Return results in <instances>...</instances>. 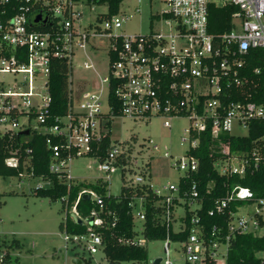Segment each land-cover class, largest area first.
<instances>
[{
  "label": "built area",
  "instance_id": "1",
  "mask_svg": "<svg viewBox=\"0 0 264 264\" xmlns=\"http://www.w3.org/2000/svg\"><path fill=\"white\" fill-rule=\"evenodd\" d=\"M160 1L167 8L158 16L169 31L126 35L119 32L125 17L119 13L104 17L109 12L107 4H103L107 5L106 12L83 26L82 13L77 8L93 4L87 0H0V125L3 127L0 130H37L44 135L51 154L48 170L58 174L69 187L77 180L71 174V162L82 156L99 162V169L106 177L98 179L107 182L108 195H111L108 190L112 172L134 174L123 185L139 186L142 190V194L134 195L129 202L138 225V222L143 225L146 219V191L157 198L155 203L162 208L161 221L168 228L173 223L176 231L187 229L181 218L185 217L188 205L193 212L191 225L187 238L179 241L184 249L183 264H229L233 237L238 234L264 237V194L258 195L241 182L230 188L223 182L219 189L225 192L215 198L208 211L209 216L218 217L217 224L206 231L199 209L204 196L217 185L215 181L209 182L203 195L200 181L191 179L200 167L199 158L191 150L198 147L204 132L213 138L224 134L243 138L254 127L263 133L252 141L248 151L246 146L234 151L226 145L213 167L221 176L239 178L264 169V64L254 69L249 66L250 51L264 49V0ZM211 3L233 4L238 8L233 13L234 26L230 31L220 34L209 31ZM38 16L41 19L36 21ZM77 20H80L78 25ZM101 39H105L100 48L108 55V73L100 77V87L89 84L80 91L73 83L76 50ZM65 60L71 71L70 105L66 114L56 115L50 77L55 63ZM84 66L93 68V63L85 61ZM251 74L259 80L254 81ZM5 75L12 78L8 80ZM41 82L45 94L37 91ZM117 117L137 121L159 117L168 128H172L173 119L190 122L181 137V145L189 141L187 151L170 162L171 168L179 172L177 180L157 185L150 168L134 160L133 153L127 158L128 163L120 162L121 155H128V144L112 143L106 157L98 158L102 139L108 135V122ZM154 148L159 149L157 145ZM165 157L169 159L171 154L166 151ZM17 158L9 157L6 162L18 166ZM47 182L49 187L51 181ZM40 187L45 186L37 188ZM85 194H90L100 209L104 207L103 198L94 190H81L70 207L67 196L61 198L67 202L66 209L73 219H80L87 226L84 233L63 231L65 248L72 244L88 252L91 258H97L98 264H112L106 256L103 236L96 230L104 224L99 211L83 216L78 208ZM138 202L141 209L136 211ZM179 208L183 209L182 214L178 213ZM143 230V226H137L133 237H119L118 242L147 246L150 240ZM164 241L165 256L161 257V264H178L172 255L170 236ZM260 252L262 256L255 257L252 264H264V250ZM88 261L91 263L90 258Z\"/></svg>",
  "mask_w": 264,
  "mask_h": 264
},
{
  "label": "rangeland",
  "instance_id": "2",
  "mask_svg": "<svg viewBox=\"0 0 264 264\" xmlns=\"http://www.w3.org/2000/svg\"><path fill=\"white\" fill-rule=\"evenodd\" d=\"M166 8L160 0H123L119 15L125 17V21L119 32L126 35H142L159 30L168 32L169 29L158 16ZM77 9L82 13L81 24L87 26L95 22L99 14L107 11V5L82 4ZM79 22L77 20L76 24ZM103 40L105 39L90 41L87 46L76 50L73 83L80 91L89 84L100 87V77L108 73V55L104 48H100ZM85 61L92 62L93 68H85ZM5 77L8 80L12 78L11 75ZM42 82L39 83L37 91L45 94V90L40 87ZM111 123L112 143L128 144L132 148L134 160L141 162L143 166L146 163L157 185L177 180L179 172L171 168L170 162L187 151L189 141L181 145V137L185 134L184 127L190 125L188 120L173 119L172 128L166 127L163 119L159 117L147 121L117 117ZM0 129H3L1 125ZM154 145L159 149L155 150ZM166 151L171 154L169 159L165 157ZM71 174L78 180L89 181L106 177L99 169V162L87 156L75 158L71 162ZM133 177L134 174L129 171L112 172L108 191L119 196L124 181L129 183ZM47 185L48 182L43 179L0 176V264H73L74 258L81 259L82 264H88L89 258L92 264H98L97 258H91L88 252L75 248L72 244L69 249L65 248L61 224L69 211L61 199L53 200L36 195L35 189L38 186L48 187ZM138 203L136 211L141 209V204ZM178 213L182 214L183 209L179 208ZM138 223L142 226L141 222ZM175 227H178V222ZM165 243L160 239L150 240L146 246L148 258L126 264H153L154 258L165 256ZM170 243L173 257L178 264H183L185 256L182 245L178 241ZM6 253H9L11 260L8 262L4 259L6 262L2 263ZM254 256L260 257L262 252H256Z\"/></svg>",
  "mask_w": 264,
  "mask_h": 264
},
{
  "label": "trees",
  "instance_id": "3",
  "mask_svg": "<svg viewBox=\"0 0 264 264\" xmlns=\"http://www.w3.org/2000/svg\"><path fill=\"white\" fill-rule=\"evenodd\" d=\"M123 0H87V3L107 4L109 9L108 13L104 16L118 14L120 12V5ZM238 8L233 4L225 6L211 3L209 6V31L213 34H220L230 31L233 24V13ZM264 49L260 48L252 50L249 53V66L254 69L257 66L264 64ZM71 74L69 62L58 61L53 66L50 77V90L54 101V114L64 115L68 111L70 105L69 100V76ZM254 81H258L256 75L251 74ZM253 87V86H252ZM252 88H250L251 90ZM114 101V95H111ZM252 99L260 101L257 97ZM116 114L119 115V105L115 101ZM108 135L102 139L101 147L99 149L100 160L106 157V152L109 149L112 141L110 139L111 121L108 122ZM8 131L3 132L0 130V176H19L28 178H37L51 181L49 187H40L35 189V193L41 197H49L53 200L61 199L67 196L68 206L70 207L77 199L78 194L83 189L96 191L104 200V207L100 209L99 205L92 199H87L84 196L81 198L78 208L83 216H89L93 210H98L100 216L104 220L103 226H97L96 230L99 231L106 243V256L112 264H125L128 262L144 261L148 258V251L146 246H134L122 244L118 242L119 237L131 238L135 234V228L139 226L133 215V208L129 202L136 194H142V190L137 187L122 186L119 196L107 194V182L102 179L89 181L76 180L69 187L58 174L52 173L48 170L50 161V151L46 143V137L37 130ZM263 131H258L251 127L249 135L243 138L235 137L231 134H224L219 138L211 137L209 132L201 134V140L197 148L191 150L192 154L197 156L200 160L199 172L196 173L191 179L200 181L201 190L206 188V185L215 181L217 185L210 194L204 196L201 201L202 207L199 209V214L205 225V230H211L217 224V216H209L208 211L213 207V201L216 197L222 196L225 192L224 189H219L223 182H226L227 188H230L236 182H241L244 185L251 187L258 195L264 194V169H260L253 174L248 173L246 177L239 178L238 176L225 177L221 176L213 167L216 158L222 155V149L228 145L232 150L236 151L241 146H246V151L251 147V143ZM126 154L121 155L120 162L128 163L127 158H131L132 148L129 146ZM18 157V166H10L6 160L9 157ZM94 156V155H91ZM191 181V180H190ZM189 183V181L187 182ZM219 184V186H218ZM227 190V189H226ZM146 196V219L144 224L143 234L149 240H165L170 236L172 241H183L187 238L189 233L188 228L191 225V217L193 212L189 210L188 205L185 207V217L181 218L187 223V229L184 231H176L173 229V223H170V228L166 223L161 221L159 215L162 208L155 203V198L151 191L144 192ZM67 206V202H63ZM1 205V201H0ZM113 223H116L113 225ZM63 231L73 233H84L87 231V226L74 220L70 213L67 214L65 221L61 224ZM17 245L19 242L17 241ZM264 250V237L257 238L250 234H238L233 237L231 248L229 251V264H252L255 263V252ZM9 253H6L1 260L2 263L10 261ZM4 259L6 261L4 262ZM91 264L90 261H87Z\"/></svg>",
  "mask_w": 264,
  "mask_h": 264
},
{
  "label": "water",
  "instance_id": "4",
  "mask_svg": "<svg viewBox=\"0 0 264 264\" xmlns=\"http://www.w3.org/2000/svg\"><path fill=\"white\" fill-rule=\"evenodd\" d=\"M41 19V16H38L36 21H39ZM25 133H29L28 130L25 131ZM85 198L90 199V194H85L84 195ZM79 223H82V221L80 219L77 220ZM73 264H82V260L79 258H74L72 261ZM153 264H161V257H156L152 260Z\"/></svg>",
  "mask_w": 264,
  "mask_h": 264
}]
</instances>
